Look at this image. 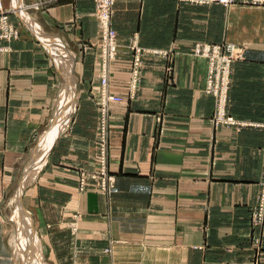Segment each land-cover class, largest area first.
<instances>
[{
  "label": "crops",
  "instance_id": "crops-1",
  "mask_svg": "<svg viewBox=\"0 0 264 264\" xmlns=\"http://www.w3.org/2000/svg\"><path fill=\"white\" fill-rule=\"evenodd\" d=\"M2 1L20 35L0 42V264H264V227L252 221L264 130L215 127L209 62L194 55L198 44L241 47L228 115L264 124V6L116 2V185L101 194L92 181L79 190L98 169L95 0ZM134 45L146 53L132 97Z\"/></svg>",
  "mask_w": 264,
  "mask_h": 264
},
{
  "label": "built area",
  "instance_id": "built-area-1",
  "mask_svg": "<svg viewBox=\"0 0 264 264\" xmlns=\"http://www.w3.org/2000/svg\"><path fill=\"white\" fill-rule=\"evenodd\" d=\"M47 0H39L27 8L39 10ZM118 0H95L96 16L100 25V36L98 46L100 49V63L102 66V92L98 118V138L96 143L98 169L91 174H81L79 179V190L86 191L90 187V182L95 183V187L101 194H109L115 189L116 178L111 174L108 163L109 141H108V114L110 102H119L121 98L114 97L109 92L110 65L117 59L118 43L117 33L113 28L114 6ZM180 3L208 6L218 4L229 8L238 2L253 6H264V0H179ZM13 11L5 9L4 3L0 0V42H11L19 38L20 32L11 22L10 15ZM2 50V49H0ZM133 67L131 94L136 95L141 83L143 57L145 50L133 46ZM155 54L159 52L155 51ZM194 55L205 58L209 62V70L205 93L215 98V113L213 124L215 127H236L238 129L246 127H258L264 130V124L254 125L246 122H238L228 115L229 91L231 88L232 65L245 59L243 49L232 44L208 45L198 44L194 49ZM261 190L258 203L253 212V226L262 230L264 227V171L261 181ZM260 246L261 238L255 240Z\"/></svg>",
  "mask_w": 264,
  "mask_h": 264
},
{
  "label": "bare ground",
  "instance_id": "bare-ground-1",
  "mask_svg": "<svg viewBox=\"0 0 264 264\" xmlns=\"http://www.w3.org/2000/svg\"><path fill=\"white\" fill-rule=\"evenodd\" d=\"M22 5H23V3H22ZM15 6H16V4H15ZM17 7V6H16ZM22 7V6H21Z\"/></svg>",
  "mask_w": 264,
  "mask_h": 264
},
{
  "label": "rangeland",
  "instance_id": "rangeland-1",
  "mask_svg": "<svg viewBox=\"0 0 264 264\" xmlns=\"http://www.w3.org/2000/svg\"><path fill=\"white\" fill-rule=\"evenodd\" d=\"M46 264H47V262H46Z\"/></svg>",
  "mask_w": 264,
  "mask_h": 264
}]
</instances>
